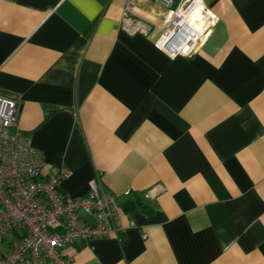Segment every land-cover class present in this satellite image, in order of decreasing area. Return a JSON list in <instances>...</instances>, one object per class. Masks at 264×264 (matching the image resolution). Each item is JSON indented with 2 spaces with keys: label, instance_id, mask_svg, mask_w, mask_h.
I'll list each match as a JSON object with an SVG mask.
<instances>
[{
  "label": "crops",
  "instance_id": "1",
  "mask_svg": "<svg viewBox=\"0 0 264 264\" xmlns=\"http://www.w3.org/2000/svg\"><path fill=\"white\" fill-rule=\"evenodd\" d=\"M128 0H0V94L44 160L117 197L159 192L72 264H264V0H203L218 17L191 55L157 47L173 10L139 0L153 34L119 28ZM94 221L93 217H87ZM134 222L132 224L131 222ZM148 236L144 237V233Z\"/></svg>",
  "mask_w": 264,
  "mask_h": 264
},
{
  "label": "built area",
  "instance_id": "2",
  "mask_svg": "<svg viewBox=\"0 0 264 264\" xmlns=\"http://www.w3.org/2000/svg\"><path fill=\"white\" fill-rule=\"evenodd\" d=\"M138 1H127L119 28L153 34V24L135 15ZM158 1L172 7L176 0ZM217 20L203 0H179L155 43L171 57L191 55ZM20 106L19 99L0 94V264H72L65 252L72 241L115 235L126 228L124 213L117 195L96 179L88 195L73 197L62 191L67 168L43 175L41 151L17 125ZM158 192L155 187L146 196Z\"/></svg>",
  "mask_w": 264,
  "mask_h": 264
},
{
  "label": "trees",
  "instance_id": "3",
  "mask_svg": "<svg viewBox=\"0 0 264 264\" xmlns=\"http://www.w3.org/2000/svg\"><path fill=\"white\" fill-rule=\"evenodd\" d=\"M146 192L129 191L124 197H117L118 202L124 212H132L139 209L145 213L151 214L154 208L147 201Z\"/></svg>",
  "mask_w": 264,
  "mask_h": 264
}]
</instances>
